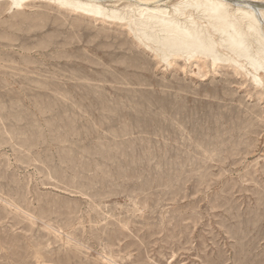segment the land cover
Segmentation results:
<instances>
[{
  "label": "rangeland",
  "instance_id": "1",
  "mask_svg": "<svg viewBox=\"0 0 264 264\" xmlns=\"http://www.w3.org/2000/svg\"><path fill=\"white\" fill-rule=\"evenodd\" d=\"M43 255L264 264L261 86L50 0L0 7V264Z\"/></svg>",
  "mask_w": 264,
  "mask_h": 264
},
{
  "label": "bare ground",
  "instance_id": "2",
  "mask_svg": "<svg viewBox=\"0 0 264 264\" xmlns=\"http://www.w3.org/2000/svg\"><path fill=\"white\" fill-rule=\"evenodd\" d=\"M35 1L39 0H0V7L22 11ZM50 1L90 21L124 27L166 65L180 59L213 69L232 65L264 90V0ZM44 258H38L40 264H46Z\"/></svg>",
  "mask_w": 264,
  "mask_h": 264
}]
</instances>
